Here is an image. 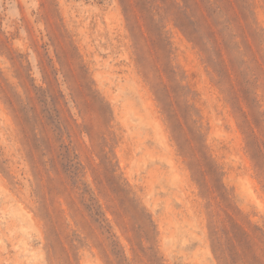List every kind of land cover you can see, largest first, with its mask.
Segmentation results:
<instances>
[{
    "label": "rangeland",
    "instance_id": "1",
    "mask_svg": "<svg viewBox=\"0 0 264 264\" xmlns=\"http://www.w3.org/2000/svg\"><path fill=\"white\" fill-rule=\"evenodd\" d=\"M0 264H264V0H0Z\"/></svg>",
    "mask_w": 264,
    "mask_h": 264
}]
</instances>
